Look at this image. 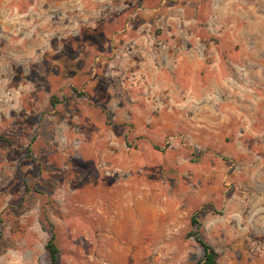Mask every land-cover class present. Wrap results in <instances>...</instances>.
<instances>
[{
  "label": "rangeland",
  "instance_id": "1",
  "mask_svg": "<svg viewBox=\"0 0 264 264\" xmlns=\"http://www.w3.org/2000/svg\"><path fill=\"white\" fill-rule=\"evenodd\" d=\"M264 264V0H0V264Z\"/></svg>",
  "mask_w": 264,
  "mask_h": 264
},
{
  "label": "trees",
  "instance_id": "2",
  "mask_svg": "<svg viewBox=\"0 0 264 264\" xmlns=\"http://www.w3.org/2000/svg\"><path fill=\"white\" fill-rule=\"evenodd\" d=\"M191 222L193 226L196 227V230L192 231L193 232L192 234L195 235V238L202 246L203 251H204V256L199 261L195 263H190V264H217L218 263L217 260L219 256L218 252L209 242H207L202 237L200 233L202 222L199 218V211L197 213L196 212L194 213V215L192 216ZM45 247L47 249L48 256H49L48 264H57L60 249L55 242L54 236H51V238L48 239Z\"/></svg>",
  "mask_w": 264,
  "mask_h": 264
}]
</instances>
